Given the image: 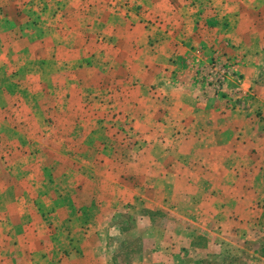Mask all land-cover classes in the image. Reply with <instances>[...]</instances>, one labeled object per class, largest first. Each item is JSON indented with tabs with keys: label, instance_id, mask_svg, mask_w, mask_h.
<instances>
[{
	"label": "rangeland",
	"instance_id": "374dc122",
	"mask_svg": "<svg viewBox=\"0 0 264 264\" xmlns=\"http://www.w3.org/2000/svg\"><path fill=\"white\" fill-rule=\"evenodd\" d=\"M80 1L0 0V264H264V134L195 150L108 39L115 8L150 32L144 2L181 0Z\"/></svg>",
	"mask_w": 264,
	"mask_h": 264
},
{
	"label": "crops",
	"instance_id": "0c3cea01",
	"mask_svg": "<svg viewBox=\"0 0 264 264\" xmlns=\"http://www.w3.org/2000/svg\"><path fill=\"white\" fill-rule=\"evenodd\" d=\"M181 1L144 2L143 8L159 22L158 28H151L152 32L143 30L138 21L132 20L135 10L131 9L127 20L135 25H129L117 34L116 23L123 18V10L115 8L114 14L119 17L118 20L114 16L111 18L113 34H109L108 39L112 40L111 46H115L118 39L129 41V51L125 52L129 58L126 60L135 71L133 77L139 79L133 87L138 89L143 85L148 91L145 80L141 82L136 73L145 72V77L154 84L155 100H159L153 103L156 112L166 119L169 116L179 120L181 127L187 124L193 127V135L204 134L210 138L195 142V150L232 151L221 160L222 166H231L229 156L239 147L235 146L237 137L242 143L247 142L245 146L242 144L247 151L250 139H253L255 143H251L249 149L253 151L257 150L258 140L264 134V11H260L264 6L258 2ZM80 2H93L91 6L87 5L92 11L94 2H105L108 9L111 0ZM88 10L82 9L84 14L89 13ZM98 11L102 17L103 9ZM102 20H97L98 27L102 26ZM149 33L153 34L151 40L147 38ZM222 46L224 50L215 54ZM86 51L93 53L92 46H87ZM216 55L227 61L230 68L217 97L197 83L195 74L197 66ZM135 102L134 95L130 104L132 110ZM229 136H234V140L227 139Z\"/></svg>",
	"mask_w": 264,
	"mask_h": 264
},
{
	"label": "built area",
	"instance_id": "2783aa9c",
	"mask_svg": "<svg viewBox=\"0 0 264 264\" xmlns=\"http://www.w3.org/2000/svg\"><path fill=\"white\" fill-rule=\"evenodd\" d=\"M220 55L214 56L202 66L195 70L198 84L212 96L217 97L223 90L224 84L229 76V64Z\"/></svg>",
	"mask_w": 264,
	"mask_h": 264
}]
</instances>
